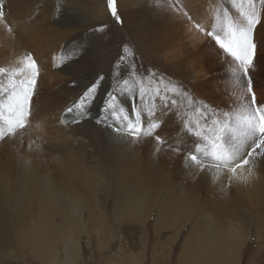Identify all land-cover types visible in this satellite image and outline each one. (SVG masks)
Instances as JSON below:
<instances>
[{"label": "rangeland", "instance_id": "obj_1", "mask_svg": "<svg viewBox=\"0 0 264 264\" xmlns=\"http://www.w3.org/2000/svg\"><path fill=\"white\" fill-rule=\"evenodd\" d=\"M101 1H105V13H101ZM127 2V0H117L119 11L128 6ZM239 2L240 0H237V3ZM4 4L8 25L0 22V68L6 69V73L0 74V83L7 86L8 76L20 67L24 54L29 51L40 66L41 76L40 91L34 98L38 109L36 117L17 138L7 143H0V186L9 185L11 194H30V190L21 188L22 184L18 186L19 179L26 178L30 169L36 172L38 179L47 176L59 178L62 172L61 163L64 162L75 171L72 177L73 184L80 190L85 186V182L86 185L89 184L90 178L98 179V174L107 173L108 169L104 162L106 158L109 159H106L108 164L115 167L114 170L120 168L114 158L125 149L124 143L117 138H114L112 143L113 136L108 135L106 131L103 132L102 127L97 126L94 120L100 117L105 93L112 84L111 70L115 61L123 54V43H127L129 51L135 53L137 68L135 74L129 76L131 60L121 65L120 71L129 79V86L135 88L139 82V86L146 89L157 87L155 81L148 75L150 70L155 73L156 80H160L163 75V80L158 85L161 89L176 88V93L167 97L169 100L176 99L175 109L166 113L160 128L156 130V134L167 142L163 150L155 152L154 140L145 138L138 143L140 156H135L133 153L128 156L137 159L135 176L138 175L139 170L145 168L153 175L156 183L154 191L156 202L170 192L173 184L181 180L177 170V158L181 161V157L169 150L167 145L177 146L180 143L183 152L187 143L192 144V138L184 129L183 120L187 119L194 123L199 117L195 109L203 110L202 105H208L210 112L212 107L215 112H222V88L225 86L221 75L215 74L223 62L218 52L212 44H205L202 35L191 29L186 17L176 11V8L181 7L199 23L210 24L215 22V14L221 7H227L234 16L238 15L231 0H170V8L174 11L171 18H167L169 27L164 32L161 31V36L163 35L164 38L158 39L154 45L135 36L139 38L137 40L128 25L124 24L121 28L111 21L106 0H71V9L66 6L68 0H4ZM166 5L168 4H163ZM146 18L147 16H142L141 19ZM103 23H109L108 29L104 32L90 31ZM8 26L11 31L8 30ZM161 28L155 27V36ZM258 30L264 33V28L258 26ZM69 41L76 42L74 53L87 47V55L94 63V68L91 69L94 70L92 78L83 86L79 83L73 85L69 82L72 79L66 80L69 74L55 66L61 63V57ZM101 74L105 79L101 83L97 101L90 105L92 119L89 121L95 125L89 121L67 128L59 125L57 118L63 110L71 106L73 101L78 100L86 87ZM254 81L257 83L258 99L264 102V82L257 78H254ZM182 92L192 96L191 105L187 97L180 94ZM147 107H155L159 114L161 105L159 101L155 106L149 102ZM103 144L108 145L106 147ZM128 157L123 163L130 160ZM24 162H26V170L22 169ZM197 176L189 183L196 186L205 183L202 174ZM130 179H133V175H129L126 181L130 182ZM172 193L180 195L176 189ZM113 194L114 191L110 194H102V199L98 202L106 200L108 209L106 225L109 234L111 232L117 236L121 233L122 240L119 244L111 243L112 238L108 235L105 239L106 246L98 247L93 227L96 229L101 227L96 225L94 216L85 214L87 227L92 230V245L88 246L90 248L88 252L85 250L79 264H87L83 260L89 259L93 262L95 259V264H119L114 256L119 246L126 253L132 254L126 264L128 262L136 264L132 260L133 255L139 254L141 249L144 264H180L182 238L188 235L187 231L194 224V218L198 220L196 222L198 227H202L200 219L205 210H212L215 215H219L218 221L225 222L224 219H230L232 223L248 221L249 238L242 248L240 264H264V209L245 207L234 194H203L202 192L190 194V198L196 204L195 211L187 218L185 224L184 220L182 221V226L186 227L182 232L181 241L174 245L172 254L171 250L163 245L169 235L175 231L174 227L162 228L159 234H156V229L153 227V212L148 217L149 222L146 227L142 226L140 220L133 219L129 215L123 214L118 217L119 215L114 211ZM154 213L156 215L155 210ZM259 225L260 230H258ZM103 228L105 227H102V230ZM177 235L176 233L175 236ZM141 236L145 238L144 246L141 244ZM86 242L87 237L84 235L82 237L84 249L87 247ZM92 253L95 256L91 257ZM164 253H167L168 260L164 257ZM0 261L2 264H42L38 258L32 257L26 251V246H18L16 242L13 244L5 242L0 246Z\"/></svg>", "mask_w": 264, "mask_h": 264}, {"label": "bare ground", "instance_id": "obj_2", "mask_svg": "<svg viewBox=\"0 0 264 264\" xmlns=\"http://www.w3.org/2000/svg\"><path fill=\"white\" fill-rule=\"evenodd\" d=\"M127 1L128 6L121 8L120 13L134 37H139L140 40L144 39L151 45L156 44L158 39L164 38L161 33L168 29L167 18H171L174 11L170 8V0ZM163 4L168 5L163 6ZM100 9L101 13L106 12L105 1H101ZM142 16H147V18L142 20ZM156 26L162 28L156 32L157 35L155 36ZM205 44L208 45V43ZM75 46H77L76 42H67V49H64L65 52L62 56L72 59L59 68L69 74L66 80L72 79L69 82L75 81V84L79 83L80 86H83L84 83L88 84L92 78V71L94 70L91 69L94 63L91 62L92 59L90 60L88 55H83L78 59L74 58L78 53H74ZM215 74L221 75L220 77L225 83L222 88V112L235 111L238 108L237 98L241 89L235 82L231 68L223 61L222 66L216 70ZM253 77L264 82V46L259 50ZM123 99H125L127 106V98L124 97ZM213 111L215 110L212 107L211 112ZM89 123L95 125L91 121ZM101 129L113 136V143L114 138H116L114 133L106 126ZM117 140L124 143L121 139L117 138ZM104 145L107 147L108 144ZM124 146L125 149L114 158L120 168L114 170L115 167L109 165L107 161L109 159L106 158L107 160L105 159L104 162L108 169L107 173L98 174V179L90 178L87 185L84 181L85 186L80 190L76 189L73 184L72 177L75 175V171L64 162L61 163L62 172L59 178L47 176L44 179H38L36 172L30 169L21 185V188L25 187V189L30 190V194H11L9 185L0 186V246L5 242L11 244L16 242L18 246H26V251L32 257L38 258L42 264H79L84 257L85 250L88 252L92 245V230L87 227L85 214L90 217L94 216L96 225L101 227V229L93 227L98 247L104 248L106 246L105 239L108 235L112 238L113 242L111 243L119 244L122 240L121 233L117 236L111 232L109 234L106 225L108 210L106 200L103 199L100 203L98 202L102 199V194H110L111 191H114L113 199L116 209L114 211L119 215L118 217L123 214L129 215L133 219L140 220L142 226L146 227L149 222V215L155 210L153 227L156 229V234H159V230L162 228L174 227L175 231L169 235L163 245V247L171 250V254L174 245L181 241L182 232L186 227L182 226V221L184 220L185 224L187 218L191 217L195 211L196 204L190 198V194H199V192L203 194H234L236 199L245 207L264 209V164H260L256 169L258 178L247 186L233 184L228 187L226 186V176L221 175L214 179L211 171L199 173L204 176L205 183L196 186L189 182L192 178L198 177V174L193 175L192 171L186 168L183 163L187 151L192 147V144L187 143V145H183L184 151L178 154L181 161L180 158H177V170L181 180L176 181L170 192L156 202L154 197L156 183L153 175L145 168L139 170L138 175L135 176L137 159L128 157L130 153L140 156L141 151L138 150V144L124 143ZM127 157L130 160L123 163ZM129 175H133L130 182L126 181ZM109 185L112 187L110 188ZM127 185L128 188H126ZM175 189L180 195L172 193ZM218 216L212 210H205L200 219L202 225L200 228L196 223L198 220L194 218V224L187 231L188 235L182 238L180 264H183V261L184 264H240L242 248L249 238L250 223L246 220L232 223L230 219H224L226 224L223 221H218ZM92 222H94L93 219ZM102 227L105 228L102 230ZM260 228L259 225L258 230ZM176 233L177 236H175ZM84 235L87 237L85 249L82 244ZM144 242L145 238L141 236L143 246ZM163 255L168 260L167 253ZM93 256H95L94 253L91 254V257ZM114 256L117 263L126 264L128 257H132V254L126 253L119 246ZM111 260L113 261L114 258L112 257ZM132 260L136 264H144L142 249L139 254L133 255ZM83 261L87 264H95V259L94 262L92 259ZM0 264H2L1 261ZM128 264L130 263L128 262Z\"/></svg>", "mask_w": 264, "mask_h": 264}, {"label": "snow or ice", "instance_id": "obj_3", "mask_svg": "<svg viewBox=\"0 0 264 264\" xmlns=\"http://www.w3.org/2000/svg\"><path fill=\"white\" fill-rule=\"evenodd\" d=\"M238 12L234 16L227 7H221L215 14L214 23L203 24L193 19L191 15L177 7L176 11L183 14L191 29L199 32L205 43L212 44L222 61L231 68L235 82L241 89L237 98L239 104L235 111L210 112L208 105L196 108L198 119L193 123L183 120L184 129L192 138V147L184 157V166L193 175L211 171L213 178L226 176L228 187L233 184L250 185L258 177L256 169L264 164V102L258 99L253 73L256 70L259 50L264 46V33L258 30L264 28V0H231ZM71 9V0L66 5ZM107 12L111 21L123 28L125 20L119 11L117 0H106ZM64 7V6H62ZM4 0H0V22L6 26ZM109 23H103L91 32H104ZM8 30L11 31L10 26ZM80 58L88 54V48L77 50ZM70 57L62 56L61 67L69 62ZM135 53L123 43V54L115 61L111 70L112 84L106 91L100 117L94 123L107 127L114 136L129 145L141 143L145 138L155 142V152L163 150L166 141L156 130L168 112H172L177 104L176 99L169 100V94H175L176 88L161 89L158 85L163 80H156L155 73L149 70L148 75L157 84L155 88L129 86V79L120 71L121 65L131 60L129 76L137 71ZM6 69L0 68V74ZM40 66L32 52L24 54L20 67L8 76L7 86L0 83V143H7L26 130L36 117L38 109L34 98L40 91ZM104 75H99L86 89L78 100L66 107L57 118V123L65 128L79 126L91 117L90 105L95 103ZM123 81V84H121ZM75 84V81L72 82ZM187 97L189 105L193 103L192 96L187 92L180 93ZM127 98V106L122 99ZM159 101L161 107L157 114L153 106ZM111 121V123H109ZM167 148L179 154L180 145H167ZM22 159V158H21ZM26 170V162L22 163ZM23 179L18 180V186ZM153 218L155 213L153 212Z\"/></svg>", "mask_w": 264, "mask_h": 264}]
</instances>
